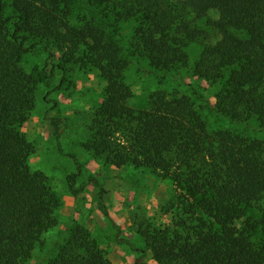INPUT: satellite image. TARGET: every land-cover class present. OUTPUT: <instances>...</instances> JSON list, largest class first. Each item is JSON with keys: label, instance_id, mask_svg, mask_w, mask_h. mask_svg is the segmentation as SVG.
Masks as SVG:
<instances>
[{"label": "trees", "instance_id": "1", "mask_svg": "<svg viewBox=\"0 0 264 264\" xmlns=\"http://www.w3.org/2000/svg\"><path fill=\"white\" fill-rule=\"evenodd\" d=\"M90 1L104 4L108 26L78 20L74 0H0V264H28L58 221L60 202L48 176L32 169L35 146L21 129L38 91L22 58L37 46L53 58L49 45L61 53L60 69L95 70L104 83L82 146L105 165L160 173L182 192L173 225L138 222L158 264H264V140L210 128L191 83L192 92L158 87L133 102L122 38V25L132 22L130 58L147 62L161 79H182L185 68L217 88V114L237 123L255 119V129L264 130V0ZM203 19L217 39L204 36L197 24ZM52 123L60 137L66 122ZM80 166L67 175L74 195ZM94 181L98 208L113 221L105 189ZM249 207H260L261 218H245ZM67 233L46 264H113L86 225L74 222Z\"/></svg>", "mask_w": 264, "mask_h": 264}, {"label": "rangeland", "instance_id": "2", "mask_svg": "<svg viewBox=\"0 0 264 264\" xmlns=\"http://www.w3.org/2000/svg\"><path fill=\"white\" fill-rule=\"evenodd\" d=\"M74 2L78 20L94 18L105 26L110 23L105 18L103 3H92L90 0ZM9 13L11 9L7 7ZM197 24L205 31L204 36L208 39L218 38L217 33L207 27L205 19L199 20ZM132 26V22L122 25V38L125 48L123 54L130 61L127 82L135 94L133 102L147 98L158 87L192 92L188 86L191 83L199 87L200 94L193 97L203 105V114L210 128L231 129L264 140V130L255 129L258 124L255 119L247 124L237 123L213 110L217 91L215 86L193 76L185 68L179 69L182 79L176 76L161 79L160 74L147 62L130 58L126 49ZM48 48L56 53L55 57H48L46 49L37 46L22 58L26 71L38 80V91L36 106L21 129L25 138L35 146V152L30 157L32 169L41 170L48 176L60 206L56 212L57 224L43 233L28 264H46L67 240V229L74 222L89 228L113 264H158L147 250L145 239L138 230V222L149 219L159 226L173 225L176 207L182 201L181 190L168 177L149 168L132 165L116 168L100 163L92 152L82 146L89 137L88 125L93 109L101 99L104 83L95 70L74 68L66 72L60 69L61 53L55 46L49 45ZM200 49V46L195 45L191 47V52L196 55ZM46 73L51 75L47 77ZM53 117L63 118L66 122L60 137L56 135ZM77 162L81 164V171L75 185L79 192L74 195L68 185L67 175L77 171ZM94 180L105 189L104 199L113 221L98 208L100 188ZM261 214L260 207H249L245 218L259 219ZM245 218L239 219L238 224ZM118 236L129 239L133 245L120 243ZM145 248L147 251L142 253L141 250Z\"/></svg>", "mask_w": 264, "mask_h": 264}]
</instances>
